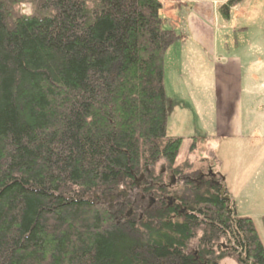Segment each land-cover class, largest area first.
Listing matches in <instances>:
<instances>
[{
    "label": "trees",
    "instance_id": "trees-1",
    "mask_svg": "<svg viewBox=\"0 0 264 264\" xmlns=\"http://www.w3.org/2000/svg\"><path fill=\"white\" fill-rule=\"evenodd\" d=\"M160 12L157 0H0V264H264L223 183L168 193L180 216L145 208L157 190L128 191L159 181L160 165L185 171L182 139L165 133L164 55L180 37Z\"/></svg>",
    "mask_w": 264,
    "mask_h": 264
},
{
    "label": "crops",
    "instance_id": "crops-1",
    "mask_svg": "<svg viewBox=\"0 0 264 264\" xmlns=\"http://www.w3.org/2000/svg\"><path fill=\"white\" fill-rule=\"evenodd\" d=\"M181 1L182 5L175 10L178 21L173 27L170 24L180 39L164 55V85L167 76L176 72L177 77L171 75L169 81L174 79V86L180 78L196 111L198 107L203 111L202 99H209L208 120L216 135L206 144L218 139H231L244 148L251 146L247 140L261 144L264 141V32L260 26L249 32L260 13L259 5L250 0L243 8L247 1L244 0L232 8L229 19L224 21L225 30L235 21L230 28L233 33L230 39L227 31L215 32L222 23L218 9L226 0ZM162 17L168 20L164 14Z\"/></svg>",
    "mask_w": 264,
    "mask_h": 264
},
{
    "label": "rangeland",
    "instance_id": "rangeland-1",
    "mask_svg": "<svg viewBox=\"0 0 264 264\" xmlns=\"http://www.w3.org/2000/svg\"><path fill=\"white\" fill-rule=\"evenodd\" d=\"M160 1L161 11L168 19V25L170 26L171 24V27H173L178 21L175 16L176 7L182 5V1ZM254 1L259 5L260 13L257 14L258 18H254V28L251 26L249 32L252 33L258 26L262 27V32H264V0ZM249 3H251L250 0H247L243 8H246ZM22 10L28 13V9L22 8ZM162 13L161 16H163ZM221 22L215 32L223 33L227 31L231 39L233 33H230V28L235 21L233 20L226 30L224 29L226 26L225 22L223 20ZM171 75L177 77L178 74L176 72L172 74L171 72L167 76L164 85L167 102H169L165 133L167 137L182 139L175 166L181 167L180 169L185 170V174L193 177L196 170L205 171L208 168L211 169L212 174L216 173L219 175L225 181L229 198L230 196L234 197L231 202L235 206L237 217L249 218L252 221L264 248V229L262 224V218L264 217V141L261 144H252V141L247 140L246 143L251 146L246 148L235 145L237 142L231 139L227 141L218 139L213 144H211V140L210 144H206L208 139H213L216 135L208 120V113L211 112L208 111L209 99L207 97L202 99L203 111L198 107L197 113L196 108L190 105L189 90L184 87L180 78L179 82L176 80L173 86L174 79L171 82L168 79ZM199 80L201 81L202 78ZM205 94L207 95L206 90ZM206 99L207 102L204 104ZM211 118L212 116H210ZM223 141L225 142L222 145ZM210 149L213 151V157L210 155ZM220 264L237 263L234 259L227 258L222 260Z\"/></svg>",
    "mask_w": 264,
    "mask_h": 264
},
{
    "label": "flooded vegetation",
    "instance_id": "flooded-vegetation-1",
    "mask_svg": "<svg viewBox=\"0 0 264 264\" xmlns=\"http://www.w3.org/2000/svg\"><path fill=\"white\" fill-rule=\"evenodd\" d=\"M159 175L162 176L159 181H146L144 180L143 175L140 176V178L132 180V181H127V186H128V191L133 192L136 191L138 192L139 190H148V192H152L154 190H157L159 198H150V202L146 204L145 208H151L154 206L157 201L159 200L161 203H164V206L166 209H173L177 216L184 215L187 213V207L182 206L178 202L177 196H174L173 194H168L171 192H175L177 190H185V189H190V188H195V189H219L221 186L222 179L219 175L212 174L211 169L207 170H196L194 172V177L192 175L188 174H179L175 175L171 171H167L165 166L160 165L158 167ZM224 185V183H223ZM225 187V185H224ZM221 189V188H220ZM226 189V188H225ZM220 194L223 193V191H219ZM128 196L126 191L122 193V199H125ZM141 201H143L144 197L139 196ZM133 204H136V199L132 201ZM123 205V204H121ZM128 217L132 215V210L129 209L127 212ZM142 216V213H140V217ZM174 218V215L172 216ZM227 250V246H224ZM220 264V263H219Z\"/></svg>",
    "mask_w": 264,
    "mask_h": 264
},
{
    "label": "built area",
    "instance_id": "built-area-1",
    "mask_svg": "<svg viewBox=\"0 0 264 264\" xmlns=\"http://www.w3.org/2000/svg\"><path fill=\"white\" fill-rule=\"evenodd\" d=\"M158 2H161L160 0H157Z\"/></svg>",
    "mask_w": 264,
    "mask_h": 264
}]
</instances>
